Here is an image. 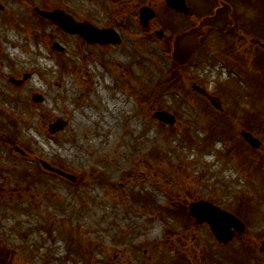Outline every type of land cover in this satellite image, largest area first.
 I'll list each match as a JSON object with an SVG mask.
<instances>
[{
    "label": "rangeland",
    "instance_id": "374dc122",
    "mask_svg": "<svg viewBox=\"0 0 264 264\" xmlns=\"http://www.w3.org/2000/svg\"><path fill=\"white\" fill-rule=\"evenodd\" d=\"M34 7L82 15L115 29L121 41L89 45L41 21ZM162 24L143 29L136 18L90 0H0L3 264H82L69 256L73 242L89 247V264H264V149L252 151L240 136L249 132L264 145V73L246 58L247 42L231 49L245 56L224 54L233 30L226 38L206 32L178 68L170 58L171 27L154 36ZM252 27L262 30L264 16ZM173 72L177 82L169 85ZM24 75L18 86L10 81ZM154 110L173 114L175 123L156 121ZM56 117L68 123L51 136L47 124ZM39 160L77 182L44 171ZM136 193L149 203H137ZM197 199L242 219V233L218 244L187 215Z\"/></svg>",
    "mask_w": 264,
    "mask_h": 264
},
{
    "label": "water",
    "instance_id": "95a60500",
    "mask_svg": "<svg viewBox=\"0 0 264 264\" xmlns=\"http://www.w3.org/2000/svg\"><path fill=\"white\" fill-rule=\"evenodd\" d=\"M38 12L44 18L57 22V24L68 33L80 34L89 43L98 42L99 44H104L105 42L115 43L118 41L115 34L112 35L111 32L106 30L98 31L97 29H92L87 23L75 24L72 19L64 15L62 12L55 11L53 13H46L39 10ZM219 15L220 13L217 11L215 16L204 19L201 24L209 26L212 25L220 28L221 24L222 26L225 24V19L222 17L220 18ZM141 16L143 17V13H141ZM200 34H202L201 28H197L192 29L189 33L181 34L179 37L175 38L173 43L174 49L172 52V58H174L177 63H183L189 58L188 56L196 47L195 45ZM53 48L61 50L56 44L53 45ZM15 83L19 84L18 81H15ZM33 100L40 101L41 98L34 96ZM153 116L168 124L173 123V116L171 117L167 113L156 112ZM65 124L66 122L63 120L59 118L56 119L53 123L48 125L50 134H54V132L64 129ZM256 144V141L252 143L253 146ZM41 164L44 169L57 173L64 178H69L71 181H75L71 175L62 172L61 170L52 168L48 163L41 162ZM188 207V214L195 219L196 223L206 222L212 229L213 235L219 243H227L231 240V236L234 234L231 227L235 229V232H241L242 226L234 216L231 214L229 215L220 208L212 206L210 203L197 201V203H190ZM261 247L264 253V241L261 244Z\"/></svg>",
    "mask_w": 264,
    "mask_h": 264
},
{
    "label": "flooded vegetation",
    "instance_id": "af4514ba",
    "mask_svg": "<svg viewBox=\"0 0 264 264\" xmlns=\"http://www.w3.org/2000/svg\"><path fill=\"white\" fill-rule=\"evenodd\" d=\"M185 7L182 10L170 9L166 0H106V3L109 7L114 9H120L121 11H126L129 16H135L139 19L140 10H151L154 18L148 21L146 27L154 21L164 19L167 16L173 17L175 20L179 21L180 27L186 26L192 20H198L199 18L207 17L214 14V11L220 6L227 4L230 6V20L236 23V41H239L240 44L243 42V28L242 25V13L243 10L248 9V16L252 19L256 17L258 11L259 15H262L261 5L264 9V0H182ZM262 2V3H260ZM114 8V9H113ZM164 30V29H163ZM162 30L161 38L164 35ZM251 36L256 34L259 38H264V29H252L247 30ZM250 43H256L258 46H261V40H255L250 38ZM252 58L259 59V54L250 53ZM260 146V145H259Z\"/></svg>",
    "mask_w": 264,
    "mask_h": 264
},
{
    "label": "bare ground",
    "instance_id": "6f19581e",
    "mask_svg": "<svg viewBox=\"0 0 264 264\" xmlns=\"http://www.w3.org/2000/svg\"><path fill=\"white\" fill-rule=\"evenodd\" d=\"M9 37L12 38V35H10ZM6 52L9 53V55L13 56L16 51L8 47L6 48ZM41 61L43 62V60ZM45 64L47 63L45 62Z\"/></svg>",
    "mask_w": 264,
    "mask_h": 264
},
{
    "label": "trees",
    "instance_id": "16d2710c",
    "mask_svg": "<svg viewBox=\"0 0 264 264\" xmlns=\"http://www.w3.org/2000/svg\"><path fill=\"white\" fill-rule=\"evenodd\" d=\"M140 199H141V198H140ZM78 251H80V247H79ZM0 256H2V251H0Z\"/></svg>",
    "mask_w": 264,
    "mask_h": 264
}]
</instances>
